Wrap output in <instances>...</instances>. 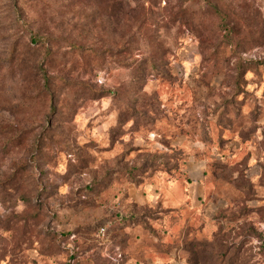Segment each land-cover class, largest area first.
<instances>
[{
  "label": "rangeland",
  "instance_id": "obj_1",
  "mask_svg": "<svg viewBox=\"0 0 264 264\" xmlns=\"http://www.w3.org/2000/svg\"><path fill=\"white\" fill-rule=\"evenodd\" d=\"M0 264H264V0H0Z\"/></svg>",
  "mask_w": 264,
  "mask_h": 264
},
{
  "label": "crops",
  "instance_id": "obj_2",
  "mask_svg": "<svg viewBox=\"0 0 264 264\" xmlns=\"http://www.w3.org/2000/svg\"><path fill=\"white\" fill-rule=\"evenodd\" d=\"M180 186L183 187L181 184L179 185V199L177 198L178 196H176L177 194H174V192H176L177 190V185L173 182L167 188L160 192L163 197V200L166 202V204L170 206H172L174 202L180 203V205L184 206V209L187 213H192L194 208H197L199 205L197 203V199L202 191V184L196 177L191 179L190 182H188L184 186V189H186L187 192H184L183 188H181ZM163 192L165 193V196L163 195ZM187 202L191 204L192 208L186 204Z\"/></svg>",
  "mask_w": 264,
  "mask_h": 264
},
{
  "label": "built area",
  "instance_id": "obj_3",
  "mask_svg": "<svg viewBox=\"0 0 264 264\" xmlns=\"http://www.w3.org/2000/svg\"><path fill=\"white\" fill-rule=\"evenodd\" d=\"M101 230H103V229H101Z\"/></svg>",
  "mask_w": 264,
  "mask_h": 264
}]
</instances>
